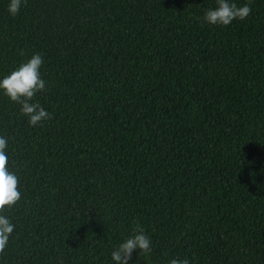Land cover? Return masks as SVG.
<instances>
[{
	"label": "trees",
	"instance_id": "1",
	"mask_svg": "<svg viewBox=\"0 0 264 264\" xmlns=\"http://www.w3.org/2000/svg\"><path fill=\"white\" fill-rule=\"evenodd\" d=\"M228 26L216 0H0V80L44 57L52 115L0 90L21 200L0 264H114L135 222L150 258L264 264V0ZM23 52V55H21Z\"/></svg>",
	"mask_w": 264,
	"mask_h": 264
},
{
	"label": "clouds",
	"instance_id": "2",
	"mask_svg": "<svg viewBox=\"0 0 264 264\" xmlns=\"http://www.w3.org/2000/svg\"><path fill=\"white\" fill-rule=\"evenodd\" d=\"M26 3L27 0H10L9 14L15 17ZM216 5L215 8H209L203 17L210 25L228 26L234 20H245L252 11L250 4L238 6L231 0H216ZM43 63V55L35 53L27 62L0 80V90H3L12 102L21 106V114L28 117L31 127L42 126L43 121L52 119V115L39 102H31L37 93L48 91L46 81L41 75ZM8 146L9 138L0 135V254L8 247L16 227L5 210L13 208L22 198L20 178L9 170ZM136 249H139L140 256L145 258H150L153 251L152 240L139 222H135L132 235L113 249L111 260L114 264H129ZM168 264H190V260L188 257L176 256L169 259Z\"/></svg>",
	"mask_w": 264,
	"mask_h": 264
}]
</instances>
